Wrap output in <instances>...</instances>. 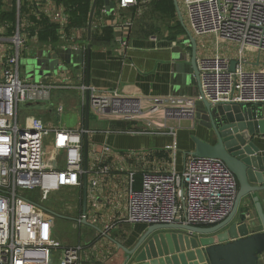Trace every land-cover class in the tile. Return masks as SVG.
<instances>
[{"label":"built area","instance_id":"2783aa9c","mask_svg":"<svg viewBox=\"0 0 264 264\" xmlns=\"http://www.w3.org/2000/svg\"><path fill=\"white\" fill-rule=\"evenodd\" d=\"M145 1L151 0H115V4L121 10ZM182 1L194 35L214 36L216 44L221 40L237 44L233 70L230 58L217 51L197 60L200 90L206 100L213 105L264 106V66L244 67L245 50L264 51V0ZM51 19L63 27L67 17L59 14ZM129 26V22L124 23L126 29ZM10 40L12 45L0 49V264H85L80 244L64 246L54 236L53 213L42 203L52 191L66 188L77 189L81 200L84 178L88 202L89 191L99 187L115 167L125 173L123 222L206 227L230 213L237 182L219 159L188 153L177 170L174 145L164 147L169 151L164 160L147 157V152L118 153L102 143L91 146L84 168L83 137L87 130L46 125L37 115L25 113V107L50 100L53 89H75L82 104L87 99L89 109L100 119L133 122L131 133L175 136L169 119L193 118L200 95L144 98L87 83L32 81L19 71L23 38L18 32ZM121 44L126 45V41ZM63 110L62 104L57 105L58 113ZM136 172L140 174L137 187ZM77 220L86 221V212Z\"/></svg>","mask_w":264,"mask_h":264},{"label":"crops","instance_id":"0c3cea01","mask_svg":"<svg viewBox=\"0 0 264 264\" xmlns=\"http://www.w3.org/2000/svg\"><path fill=\"white\" fill-rule=\"evenodd\" d=\"M66 2L67 0H0V49L4 45H12L10 38L19 32L24 40L19 58V71L22 77L36 82L56 84L87 83L99 89H116L124 95L144 98L166 95H185L198 98L199 90L190 65L191 46L187 36L186 38H183L182 35L176 38L131 36L129 29L124 27L125 22L120 15L125 9L119 10L115 0H104L103 8L94 13L92 32L97 31L100 34L103 27L111 26L113 38L109 41L99 40L98 37L88 40L86 26L70 25L71 9L69 10L70 7ZM104 8L105 12L102 11ZM13 10L15 22L12 24L7 20V15ZM59 14L67 17L63 27L52 22L51 19L52 15ZM32 16L45 18L48 22L55 24L56 38L54 40L39 39L37 32L40 29L31 25ZM10 26H13L11 30ZM199 37H206L207 40L213 42V45L210 49L203 48L199 51L196 44V63L199 58L212 55L216 51L228 56L230 60L235 59L236 43L221 40L216 44L214 36ZM121 41H126V45H122ZM87 44H90L88 65ZM245 54L247 57L245 68L254 69L264 66V51L248 49L245 50ZM53 93L57 99L55 103L62 104L67 111L66 114H62V117L79 120V124L74 127L82 126L84 128L85 104H82L78 90L53 89L51 99ZM197 111H202V104L199 102ZM30 113L41 119L46 114L48 120L56 119L54 113L57 114L52 106ZM89 120L108 122L98 118L91 109H89ZM198 120L200 119L195 117L169 119L168 124L174 127L175 136L166 133L121 132L113 129L109 132L108 128L104 130L90 129L88 122V132H86L89 134L88 152L92 145L98 147L100 144L106 143L118 153L147 152V157L166 160L169 151L164 147L174 145L178 151L175 167L180 170L183 166L184 156L194 149L191 136L194 135L209 142L214 140L211 132ZM43 122L46 125H52V122ZM95 133H98L96 136L100 142L92 138ZM130 139L133 141L132 147L122 145L124 140ZM254 143L259 147L260 154L264 155V136L255 137ZM124 181L125 173L115 167L108 177L101 180L99 187L89 191L88 211L86 208V222L89 224L85 225L93 233V238L90 239V234V237L86 236L85 240L80 243L82 246L81 260L85 264H136L131 258L129 261H125V253L114 242L131 248L147 227L121 221L126 201ZM258 194L264 208V194L262 192ZM249 210L254 220L255 229L260 230L261 225L253 204L249 206ZM132 226H134L133 231ZM54 236L60 240L59 236ZM60 242L64 246H69L61 240Z\"/></svg>","mask_w":264,"mask_h":264},{"label":"water","instance_id":"95a60500","mask_svg":"<svg viewBox=\"0 0 264 264\" xmlns=\"http://www.w3.org/2000/svg\"><path fill=\"white\" fill-rule=\"evenodd\" d=\"M98 0H92L86 25V36H92V22ZM179 23L190 41L192 67L201 97L202 111L194 117L214 137L212 142L191 136L195 157L221 160L233 173L237 192L230 213L219 223L200 227L188 224H151L136 243L127 248L116 241L136 264H258L264 253V208L259 194H264V155L260 154L254 138L264 135V106H248L240 103L211 104L200 90L196 63V43L187 31L177 0H172ZM111 4V3H110ZM87 65L90 44L86 46ZM235 60L230 62L234 69ZM89 105H84V128L88 130ZM88 134L83 137V166L87 165ZM84 178L82 186V213L87 208V190ZM253 204L261 229L256 230L247 200ZM84 224H89L82 221ZM95 227V226H94ZM97 229V227H95ZM99 230V229H97Z\"/></svg>","mask_w":264,"mask_h":264},{"label":"rangeland","instance_id":"374dc122","mask_svg":"<svg viewBox=\"0 0 264 264\" xmlns=\"http://www.w3.org/2000/svg\"><path fill=\"white\" fill-rule=\"evenodd\" d=\"M148 4L149 2L145 1L138 4V8L136 9L137 11L135 12L131 7L123 10L120 13V15L123 18V21L130 23L128 29L131 33V36L134 37L154 36L156 38H164V37L171 38V36L175 35L176 37H179L180 35H177L178 26L175 18L171 19L169 17L162 16L159 13L152 11V8ZM177 4L179 6L185 28L193 36L195 43L197 44V49L199 51L203 48L210 49L213 45V42L207 40L206 37L196 36L191 31L188 24V20L186 18L183 1L177 0ZM186 36L187 35L185 32V35H182V37L186 38ZM22 73L23 72L21 70V74ZM56 101L57 99L55 98V95L53 93L52 99L50 98V100L48 101L39 102L37 104H33L25 107L26 108L25 113L29 114L30 112H35L36 110L49 106H52L54 111H56L58 104L55 103ZM66 113L67 111L65 110V106H64V110L62 113L61 112L60 113L57 112V114L54 113L56 119L48 120L49 118L46 117L47 116L46 114L45 116H42V119L45 122L47 121L52 122V125L67 126V127L77 126L79 124V120H70V118L68 117L67 118L65 116L62 117V114H66ZM89 128L90 129L95 128L100 130H104L108 128L109 132L110 130H112V127L110 126V122L102 123V122H97V120H89ZM96 134L98 133H95L92 136V138L94 140L96 139V141L97 140L99 141ZM122 145L132 147L133 141L132 139L124 140ZM78 199H79V195L77 189L66 188V190L52 191L49 194L48 199L42 203L48 210H50L53 213L51 223H52L54 235L59 236L60 240L66 245H76L78 243L80 244L85 240L86 236L90 237V234H91L90 239L93 238L92 237L93 233L90 231V229L87 228L84 223L82 222L79 223V221L77 220L80 216V213L77 210V204L79 201ZM87 211H88V206H87ZM133 225H137V224H133ZM131 229L133 231L134 226H132ZM259 264H264V253L260 256Z\"/></svg>","mask_w":264,"mask_h":264},{"label":"trees","instance_id":"16d2710c","mask_svg":"<svg viewBox=\"0 0 264 264\" xmlns=\"http://www.w3.org/2000/svg\"><path fill=\"white\" fill-rule=\"evenodd\" d=\"M92 0H67L66 4L69 5V10L71 9V15L70 16V25L72 26H79L83 25L86 26L88 13L90 9ZM104 0H98L97 5L95 8V12L97 13L103 8ZM150 7L152 8V11L159 13L162 16L169 17V18H175L177 26H178V34L177 35H183L185 34V31L183 30L181 24L179 23L176 15V11L173 5L172 0H151L149 1ZM138 5L133 6L132 9L137 11ZM135 14V13H133ZM7 20L10 23L15 22V12L14 10L8 13ZM31 25L34 26V28L40 29L37 32V36L39 39L42 40H49V39H55L56 38V26L53 23L48 22L45 20V18L42 17H31ZM11 27V28H10ZM9 29L11 30L13 26H10ZM10 33L12 31H9ZM33 34V32H32ZM98 37V38H97ZM176 36L173 35L171 38H175ZM92 39H99L103 41H109L113 38V29L111 26H105L101 29L100 34L96 31L95 33L92 32ZM134 123L128 122V121H122V120H112L110 121V126L113 127V130L116 131H130L132 130ZM135 178V186L137 187L140 181V174L139 172H136L134 175Z\"/></svg>","mask_w":264,"mask_h":264},{"label":"flooded vegetation","instance_id":"af4514ba","mask_svg":"<svg viewBox=\"0 0 264 264\" xmlns=\"http://www.w3.org/2000/svg\"><path fill=\"white\" fill-rule=\"evenodd\" d=\"M247 201H248L249 206L252 205V202L249 199ZM77 210L79 213H82V197H81V200L78 201Z\"/></svg>","mask_w":264,"mask_h":264}]
</instances>
